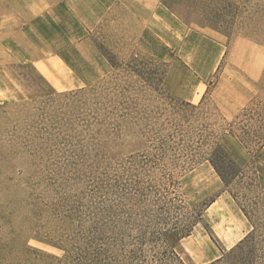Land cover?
I'll return each mask as SVG.
<instances>
[{
  "label": "rangeland",
  "instance_id": "obj_1",
  "mask_svg": "<svg viewBox=\"0 0 264 264\" xmlns=\"http://www.w3.org/2000/svg\"><path fill=\"white\" fill-rule=\"evenodd\" d=\"M232 1L231 27L216 31L162 0H0V242L40 225L25 223L26 202L57 193L79 200L83 224L65 235L83 242L94 207L110 210L106 264H180L159 235L188 208L155 217L174 197L214 200L176 242L184 264L223 258L252 230L206 159L218 137L264 129V0ZM42 223L11 251L56 264L66 249Z\"/></svg>",
  "mask_w": 264,
  "mask_h": 264
},
{
  "label": "trees",
  "instance_id": "obj_2",
  "mask_svg": "<svg viewBox=\"0 0 264 264\" xmlns=\"http://www.w3.org/2000/svg\"><path fill=\"white\" fill-rule=\"evenodd\" d=\"M162 3L172 14L189 26L195 24L202 28L220 31L228 29L232 25V9L234 8L232 0H162ZM101 51L105 56L109 54L105 53L103 49ZM108 59L112 62L110 55H108ZM112 64L114 65L113 62ZM41 78L44 85L50 87L48 81L42 76ZM255 133L250 135L248 131L241 128V133L233 134L236 144H231L222 136L218 137V141L213 142V145L209 144L211 146L210 157L206 158L207 161L223 181L225 190L238 202L253 228L226 256L208 264H264V164L259 161L260 153L264 150V129L257 130ZM257 136L260 141L255 145L257 146L256 153L249 151L250 159L246 161L240 151L242 148L252 149L253 138L255 139ZM147 191L150 189L136 188L134 197L137 198L145 193L149 194ZM57 195H59V199L54 203L45 202V200L42 202L39 197L26 202L27 212L31 219L25 221L27 225L35 221L42 228L43 221L46 224L56 225L57 228H50L48 234L51 239L66 249V255L63 258H56V264H106V258L112 260L108 250L111 248L110 243L105 234L107 225L105 215L107 219L110 210L104 207L102 210V207L98 205L94 207L89 216L91 218L89 219L91 223L90 235L89 238H84L83 242L78 238L81 235L78 232L73 231L76 237L65 235L67 228L82 222L79 200L74 199L76 196H71L68 193H63V195L57 193ZM159 201H161L160 197ZM170 202V207L165 204V207L161 208L166 216H162L165 213H160L155 216L156 218L167 220L173 209L179 211L188 208V211L183 214L180 225L175 224L171 229L161 232L159 237L166 247L172 249V258L180 264H184L180 255L176 253V242L178 239L181 240L191 235L194 227L202 220L204 212L214 200L194 207L184 204V200L177 197H174ZM32 226L40 229L38 225H30L19 232L13 229L9 234L8 242L6 244L0 242V264L32 263L33 259L29 255V250L24 249L20 254H14L11 251L18 238L32 229ZM24 245L29 249L27 243Z\"/></svg>",
  "mask_w": 264,
  "mask_h": 264
},
{
  "label": "crops",
  "instance_id": "obj_3",
  "mask_svg": "<svg viewBox=\"0 0 264 264\" xmlns=\"http://www.w3.org/2000/svg\"><path fill=\"white\" fill-rule=\"evenodd\" d=\"M170 12V11H169ZM171 13V12H170ZM172 14V13H171ZM174 15V14H173ZM183 23V22H182Z\"/></svg>",
  "mask_w": 264,
  "mask_h": 264
}]
</instances>
